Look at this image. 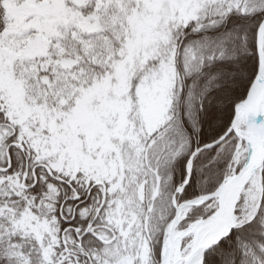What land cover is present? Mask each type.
Returning a JSON list of instances; mask_svg holds the SVG:
<instances>
[{
	"label": "snow or ice",
	"instance_id": "6c2138e0",
	"mask_svg": "<svg viewBox=\"0 0 264 264\" xmlns=\"http://www.w3.org/2000/svg\"><path fill=\"white\" fill-rule=\"evenodd\" d=\"M0 264H264V0H0Z\"/></svg>",
	"mask_w": 264,
	"mask_h": 264
}]
</instances>
